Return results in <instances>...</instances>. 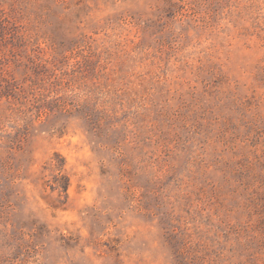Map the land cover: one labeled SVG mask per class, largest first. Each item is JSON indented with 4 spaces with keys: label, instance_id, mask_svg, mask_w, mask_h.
I'll return each instance as SVG.
<instances>
[{
    "label": "rangeland",
    "instance_id": "374dc122",
    "mask_svg": "<svg viewBox=\"0 0 264 264\" xmlns=\"http://www.w3.org/2000/svg\"><path fill=\"white\" fill-rule=\"evenodd\" d=\"M0 264H264V0H0Z\"/></svg>",
    "mask_w": 264,
    "mask_h": 264
},
{
    "label": "trees",
    "instance_id": "16d2710c",
    "mask_svg": "<svg viewBox=\"0 0 264 264\" xmlns=\"http://www.w3.org/2000/svg\"><path fill=\"white\" fill-rule=\"evenodd\" d=\"M66 186V185H65Z\"/></svg>",
    "mask_w": 264,
    "mask_h": 264
}]
</instances>
